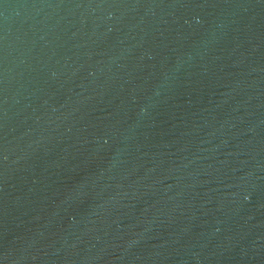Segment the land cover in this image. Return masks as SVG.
Here are the masks:
<instances>
[{
	"label": "water",
	"instance_id": "obj_1",
	"mask_svg": "<svg viewBox=\"0 0 264 264\" xmlns=\"http://www.w3.org/2000/svg\"><path fill=\"white\" fill-rule=\"evenodd\" d=\"M0 264H264V0H0Z\"/></svg>",
	"mask_w": 264,
	"mask_h": 264
}]
</instances>
